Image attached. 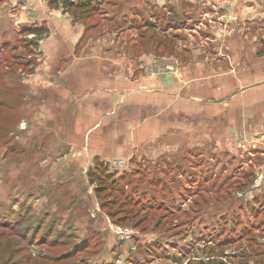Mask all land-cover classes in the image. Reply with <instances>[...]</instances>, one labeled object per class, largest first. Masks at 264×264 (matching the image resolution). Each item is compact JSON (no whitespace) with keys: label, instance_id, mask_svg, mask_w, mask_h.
I'll list each match as a JSON object with an SVG mask.
<instances>
[{"label":"rangeland","instance_id":"374dc122","mask_svg":"<svg viewBox=\"0 0 264 264\" xmlns=\"http://www.w3.org/2000/svg\"><path fill=\"white\" fill-rule=\"evenodd\" d=\"M83 1L0 0V264H264L260 139L229 143L221 125L203 122L204 143L162 145L148 141L152 127L137 125L128 158L105 156L110 146L93 160L55 154L48 122L35 121L47 110L22 82L40 36L20 30L38 22L37 12H70L103 34L112 55L134 60L136 76L170 83L174 65L163 62L181 56L176 45L192 34L175 12L198 9L187 0Z\"/></svg>","mask_w":264,"mask_h":264},{"label":"crops","instance_id":"0c3cea01","mask_svg":"<svg viewBox=\"0 0 264 264\" xmlns=\"http://www.w3.org/2000/svg\"><path fill=\"white\" fill-rule=\"evenodd\" d=\"M187 1L200 11L175 12L192 34L177 43L181 56L163 62L174 65L175 70L165 72L172 75L170 83H156L144 70L136 76L134 67L128 68L134 60L112 55L113 47H104L103 34L94 37L70 12H37L34 25H44L46 33L36 40L34 71L24 79L27 83L22 79L23 91L46 108V118L40 122L36 116L35 121L41 128L48 122L46 134L55 154L66 160H93L110 146L115 151L105 156L128 158L137 125L152 127L148 141L160 139L162 145L171 138V145L198 146L215 123L223 127L229 143L245 135L264 142L263 1ZM247 3L252 11L243 10ZM31 19L26 23L33 24ZM107 49L110 54L104 53ZM140 81L143 85L136 89ZM144 117L149 120L142 122ZM203 122L209 124L205 130Z\"/></svg>","mask_w":264,"mask_h":264},{"label":"trees","instance_id":"16d2710c","mask_svg":"<svg viewBox=\"0 0 264 264\" xmlns=\"http://www.w3.org/2000/svg\"><path fill=\"white\" fill-rule=\"evenodd\" d=\"M82 1H83V0H82ZM87 4H90V3H89V2L87 3V0H84V1H83V5H87ZM20 31H23V33L21 34L22 36H24L23 34L26 33V35H28L27 37H29V34H34L33 37H39V36L43 35L44 33H46V29H45V27H43V26H36V25L22 28ZM31 43H32L33 46L36 45V47H37L36 40H35V41L33 40ZM9 71H10V70H7V72H9ZM7 72L5 71V74H6ZM1 79H2V78H1ZM13 88H14V87H13ZM6 90H9V91H10L9 88L6 89ZM22 99H23V98H22Z\"/></svg>","mask_w":264,"mask_h":264}]
</instances>
